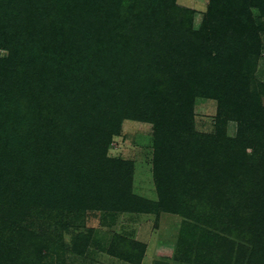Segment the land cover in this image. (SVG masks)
Wrapping results in <instances>:
<instances>
[{"label":"rangeland","instance_id":"obj_1","mask_svg":"<svg viewBox=\"0 0 264 264\" xmlns=\"http://www.w3.org/2000/svg\"><path fill=\"white\" fill-rule=\"evenodd\" d=\"M235 3L0 0V264H217L198 244L202 227L215 229L157 207L155 155L165 134L157 135V126H181L179 100L186 97L176 83L187 68L196 74L198 59L206 65L201 76L219 88L246 69L250 106L240 132L238 118L222 123L218 99L196 97L193 132L220 131L228 142L242 134L248 166L264 171V4L252 1L248 10L260 29L253 54L231 34L208 35L201 52L187 56L193 37L187 17L174 9H193L189 26L198 31L211 6L235 17ZM54 135L66 138L67 148L49 160L43 148L57 142ZM126 193L154 203L153 210L120 209ZM179 196L187 199V192ZM221 236L223 247L248 246L246 238Z\"/></svg>","mask_w":264,"mask_h":264},{"label":"trees","instance_id":"obj_2","mask_svg":"<svg viewBox=\"0 0 264 264\" xmlns=\"http://www.w3.org/2000/svg\"><path fill=\"white\" fill-rule=\"evenodd\" d=\"M234 1L239 6L235 17L234 14L215 4L209 8L204 16L202 27L198 31H193L189 26L193 20V9H181L174 5L175 10H181L179 15L187 17L188 26L184 28L188 36L193 37L191 51L187 56H194L201 52V42L203 38L209 37L208 35H216L221 39L225 35L235 34L239 44L248 45L249 54L259 52L258 30L260 29H255V22L248 10L252 1L264 4V0ZM85 11L83 10L82 14ZM164 11L166 13L165 9ZM169 15L171 17L172 12L169 11ZM161 16L169 19L162 12ZM128 26H124V33L128 32L127 29L131 30ZM126 44L127 42H124L122 46ZM107 46L108 44L102 47L107 48ZM158 49H160L158 46L152 48L153 52ZM124 52H126L125 49L119 50L121 56ZM248 56L247 54L244 57L240 56L238 60L235 58L232 62H243ZM117 58H113L114 63ZM196 63H199V67L193 69V74H196L191 75L190 70L192 69L187 68L189 73L176 83L179 93L186 97V100H179L180 107L184 109L180 116L181 126L173 130L157 124V135H162L163 132L165 134L162 135L164 141L161 142L155 155V181L161 194V200L156 205L160 210L187 214V217L191 218L196 216L205 226L215 229L211 231L202 227V233L198 239L199 246L206 250L203 256L210 257V262L215 263L217 260L218 264L221 260L222 264H228L232 261L235 251L234 244H231L233 241H228L230 245L225 247L222 243L221 235L227 234L241 241H245V238L248 240L245 241L248 246L240 245L235 251V264H264V171L251 170L252 168L248 166L251 161L246 157L248 152L245 150L248 146V139L241 134L236 141L228 142L229 139H226L224 133L220 131L217 135H204L193 132L192 129L195 99L203 96L218 99L222 123H227L229 118L226 116L228 115L238 118L241 123L240 132L243 131L244 122L240 121V117L245 108L250 106L249 98L243 95L248 91L244 81L246 69L239 68L242 71L240 73L242 79L239 76V79H236L235 76L229 74L227 82H231L233 76L232 85L226 83L219 88L214 79L201 76L200 72L206 69V65H200L198 59ZM254 99L255 105L260 103L259 96L254 95ZM95 100V96L92 101L90 100L92 106L96 104ZM98 132L102 133L103 130H98ZM54 136L57 142L45 145L43 148L49 160V154L56 156L67 148L66 138ZM257 145L258 142L254 144V146ZM261 145L264 151V143ZM186 162L187 172L183 169ZM175 185L176 187L178 185L177 189L173 187ZM185 192H187V199H182L179 195ZM126 195L127 193L124 194L125 198L130 196L128 203L120 202V209L131 212H151L153 210L154 203L137 198L132 194L127 195L128 197ZM261 234L262 239H259ZM244 251L247 253L246 256L243 255Z\"/></svg>","mask_w":264,"mask_h":264}]
</instances>
